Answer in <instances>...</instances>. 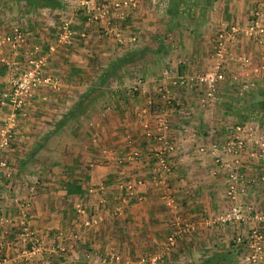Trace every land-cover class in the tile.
<instances>
[{"label":"crops","instance_id":"obj_1","mask_svg":"<svg viewBox=\"0 0 264 264\" xmlns=\"http://www.w3.org/2000/svg\"><path fill=\"white\" fill-rule=\"evenodd\" d=\"M8 1L18 9L14 22L53 54L51 68L69 95L37 94L28 114L17 121V157L25 154L23 137L32 134H36L33 149L46 151L47 156L24 155L21 175L14 179L18 196L25 198L20 200L30 205V232H21L17 221L28 222L22 215L28 212L18 203L10 206L8 198L3 202L9 205L0 206V264L48 263L42 253L57 259L58 250L64 259L75 257L79 264H215L218 260L230 264L235 250L232 236L242 231L247 237L254 221L249 219L241 227L218 222L229 204L228 173L209 149L217 145L225 150L245 139V130L240 124L233 128L219 124L216 108L154 112L148 106L150 97L133 94L132 88L150 90L156 83L135 78L132 84V74L150 73L149 66L159 60L170 66L176 62L182 66L181 61L213 68L223 58L218 54L223 39L226 64L234 62L228 59V47L235 38H246L249 58H258L254 40V45L249 44L247 25L255 17L264 25V0H89L84 6L83 0ZM104 2L108 9L99 16ZM61 21L69 23L72 44L58 41ZM139 53L151 56L144 62L132 58ZM106 54L120 55L111 61L110 70L100 66ZM107 72L110 78L103 75ZM46 80L43 85L52 86ZM97 86L104 91L74 110L81 97ZM69 87L77 88L75 94ZM178 100L189 107L195 104L180 93ZM65 103L68 108L59 112ZM44 125L51 130L43 132ZM202 145L207 151L201 152ZM163 151L170 153L171 170L160 176L157 153ZM224 156L242 164L245 191L239 199L252 204L255 212H264V155L247 143L232 154L225 150ZM36 166H49L45 179L37 182L34 174H26L30 181H25L24 172L32 173ZM188 222L197 226L191 235L183 231ZM258 228L264 232L263 221ZM178 230L181 234L170 242V234ZM9 239L19 249L30 245L13 253ZM35 241L40 246L32 250ZM114 253L121 255L120 262L113 261Z\"/></svg>","mask_w":264,"mask_h":264},{"label":"rangeland","instance_id":"obj_2","mask_svg":"<svg viewBox=\"0 0 264 264\" xmlns=\"http://www.w3.org/2000/svg\"><path fill=\"white\" fill-rule=\"evenodd\" d=\"M10 5H12V2H9L8 0H0V195L1 194L6 195V197L0 196V206L2 207L8 206L9 204H4L3 200L10 198L11 200L10 206H13L14 204L18 203L17 205H20L21 207H23L22 204L25 205L27 204L28 207H30L28 201L26 203L25 200H20L25 198L20 195L18 196L17 189L14 188V179H16L17 176L21 175V171L19 169L21 167L20 164L24 165V162H22L24 161L23 160V158L25 157L24 155L31 156V153H33L32 154L33 156L39 154L37 156L41 155L43 157V156H47V152L46 151L41 152L38 151L37 149L36 150L33 149L34 147L33 141L34 140L36 141V136H35L36 134H32L30 137H28V139L23 137L25 142H23L24 147L22 148V151L25 154H23L22 157L20 158L17 157V154L19 152L16 154L15 146H17L18 138H20L18 134L15 133V129L18 125L17 121L20 120L21 116H25L27 110L30 108L32 98L35 95L37 94L52 95V96L55 95L56 97L59 96V98H61L64 96L68 97L69 94L68 91L63 89V86L60 84L61 77L59 76L58 72L53 71L51 68L50 62L53 59V54L51 56L50 53L45 52L47 48L41 42L39 43L34 38L27 37L28 35H26L25 33L26 29H23L19 23L14 22L16 21L15 20L16 11L18 10L15 9L16 5L14 6H10ZM256 19H257L256 17L250 19L251 23L247 25V30L250 31L248 33V36L251 37L249 40L252 41V42L249 41V44L254 45L255 42V45H257L258 47L260 53V55H258V58L257 56L256 59H254L253 57L249 58V52L247 53V51L245 50L246 43L248 41L246 38H239L240 40L235 38V40L230 41L228 47V50H230L228 53V57H229L228 59L234 61L233 63L230 64L225 63L224 55L226 54L227 51L226 46L223 49V54H222L223 58L219 59V61L217 60L213 68L210 66H206L208 68L202 69V68H196V66L195 67H192L190 65L186 66V64H180L181 61L179 62V65L182 66L178 67L177 62L175 66H170V64L167 63L165 60L162 62L159 60L156 61L157 62L156 64L149 66L150 73L146 74L142 70H136L135 73L132 74V81H133L132 84H134L135 78H138L139 82L141 78L143 82H145V80L149 81L150 83L155 82L156 83L155 86L150 87V90L147 89L145 90L144 87L138 88V90H136V88L135 89L132 88V93L137 95L139 94L144 95L145 93L146 95L144 96L147 99L148 97H150V99H148V106H150V109H152L154 112L156 111L158 113L164 109L173 110V111H178V110L180 111L181 109L186 111L187 110L191 111L192 109H195L203 112V111L214 110L216 108L219 114V119H218L219 124L223 126L228 125L229 127L231 125L232 128L240 124L242 128L245 130L244 132L245 139L243 138L242 140H245L246 142L250 143L251 147L253 148V151L256 154L263 153L264 155V152L261 149L259 150L254 149L259 146H257V144L253 142L254 139L258 138L257 136L262 134V129H264V60L262 62L259 61L262 58L264 59V36H263L264 30L263 31L260 30L261 27L264 29V25L258 19L260 21V27L258 28L255 27L254 30H251V26L254 25V21ZM64 23L65 22L60 24V27L59 26L57 27V29H59L60 32L63 29L62 26ZM242 24L243 22L239 23L241 27H244L245 24L243 25ZM16 27H19L20 31L25 35V37H23V40H20L19 38L15 37L16 29H17ZM59 33H57L56 35L57 37L59 36ZM257 33L259 35L257 38H255L254 36L257 35ZM53 36L55 37L54 34ZM221 41L224 42L225 39L220 40V43ZM140 43H142V41ZM242 46H244L243 49ZM121 55L125 57L124 54ZM150 56L145 54L142 55L139 53L136 55H132V58L135 57L134 59H138V61L144 62V59L146 60ZM114 57L118 58L120 57V55L106 54L103 58H100L99 61L101 63L100 66L104 69L109 68V66L111 65V61L114 60ZM234 57L236 59H234ZM246 58L249 59L248 62L245 61ZM217 66H219V71L222 73V78L221 80H219L218 84L216 85L214 96H208L209 89L207 85L203 83H198L196 79L200 76L208 75L211 71L216 69ZM25 72L32 74V78L33 80L35 79L34 83L36 84H31L30 87H27L23 91H17L16 81ZM103 75H105V73ZM251 75H253V78ZM108 77L110 78L111 75H108ZM192 77H194L193 80ZM45 79H48L46 81L51 83L52 86L43 85V83H46L44 82ZM166 80L169 82H166ZM69 89H72V91H74V89L77 88L69 87ZM106 89L109 92V88ZM149 92L150 95H147V93ZM72 93L75 94V91ZM179 93L182 94L183 96L188 97L189 99H193L195 104L192 107H189L184 102L179 101L178 100ZM83 94L84 93H82L81 96ZM67 108H68V104L66 103L65 105H60V107H58L59 112H63ZM55 120L57 121L58 118H55ZM206 124L207 123H205V125ZM49 128L50 125L43 127V132H49L51 130ZM204 147L205 150L207 151L206 146ZM221 153L223 155V159L225 162H231L232 164L235 163L236 158L231 159V156L225 158L224 156L225 150H221ZM157 154L159 161L161 158H164L166 163L168 164L167 158L170 156V153H165V151H163ZM168 166L170 167L171 170V165L168 164ZM222 166L226 170L225 165L222 164ZM237 166L239 167L240 165ZM45 167L40 168L39 166L38 167L36 166L33 167L34 170L32 173L31 172L29 173L28 171L26 173L24 172V176L26 178L25 181H30L29 180L30 176H26V174L31 176H33L34 174L35 177H33V179L37 182L38 181L41 182V180H44L45 176L43 175L46 174L48 169H50L49 166H47L46 168ZM241 167L242 164L238 169L242 173ZM25 169L29 170V168L27 167H25ZM226 172L228 173L227 170ZM157 173L158 174L161 173L160 176L166 175V173L163 171V168L161 166L157 171ZM32 184H35V182H33ZM38 184L40 185V187H42L40 183ZM39 185L37 190H40ZM15 197L17 198V200ZM127 197L128 196L126 195L124 198ZM226 198L229 203L227 210H229L230 207L232 206V200L229 198L227 194V187H226ZM236 201L237 203L242 205H248V204L252 205L250 203H247L239 199V193ZM27 212L28 214L22 213V215L24 216V219L26 218L28 221V219L31 217V214H29V209L27 210ZM254 213L255 211L253 210V213L250 216H253ZM17 222L23 229L21 232L24 233L30 232L29 229L32 226L29 224V221L25 222V224H20L19 221ZM245 222L247 221H243L241 222L242 224L237 223L235 225H240L241 227V225L245 224ZM238 232L243 234L242 231H238ZM191 234L188 233V235ZM243 235L245 236V234ZM75 238L76 237H74V239ZM67 241L69 242V238L67 239ZM14 242L15 240L12 241L9 239V243L12 246L10 249L13 248L12 249L13 253H18L17 250L20 251V249L22 250L28 249L29 247L28 245H30L27 244L26 248L21 247L19 249L17 248V246L15 245L13 246ZM34 245L40 246L39 243L36 241L35 244H33V246ZM247 245L248 242L247 240H245V245H244L245 247L243 249H246ZM38 248L39 247H37V249ZM234 249L236 251L234 250L232 252L233 255H232L231 264L232 263L242 264L239 256L240 251L236 255V252L238 250L235 247ZM4 251H6V249H4ZM59 251L60 250L56 252L57 253L56 255L58 256L56 257L57 259L55 258L47 259V255L45 253H42L40 257H43L45 261L47 260L49 262L41 263L40 260L38 264H79V262H76L75 257H71L70 259L66 257L64 259L63 256L60 255ZM70 253L72 252L70 251ZM65 256H67V254H65ZM95 263L96 262H92L91 264H95Z\"/></svg>","mask_w":264,"mask_h":264},{"label":"built area","instance_id":"obj_3","mask_svg":"<svg viewBox=\"0 0 264 264\" xmlns=\"http://www.w3.org/2000/svg\"><path fill=\"white\" fill-rule=\"evenodd\" d=\"M88 4L89 0H83V6ZM99 9L100 13L98 15L103 16L106 13L108 7L104 2ZM68 25V22L63 24V29L59 33L58 41H62L67 44H72L73 39ZM255 27H260V21L258 19L254 21V25L251 26V30H254ZM16 28L17 29L15 37L19 38L20 40H23V37H25V35L20 31L19 27ZM260 30L263 31L264 29L261 27ZM224 48L225 44L221 41L218 49V54L220 56H222ZM245 61L248 62L249 59L246 58ZM221 78L222 73L219 71V66H217L216 69L211 71L208 75L200 76L196 79V81L198 83H203L207 85L209 89L208 96H214L216 85L218 84L219 80H221ZM193 79L194 77H192V80ZM34 80L32 78V74H29L28 72L23 73L16 81V90L23 91L27 87H30L31 84H36L34 83ZM257 137L258 138L254 139L253 142L257 144V146H259L260 149L264 152V129H262V134ZM247 143L248 142H246L245 140L240 139L237 142H233V145H229L225 150L232 154L238 148L245 147ZM200 150L204 151L205 147L202 146ZM211 153L216 157L218 161H222V163L225 165L226 170L229 173L227 180V194L232 200V206L229 210L226 211V213H223L218 217V222L221 223L222 226H239L235 224L241 223L243 221H248L251 218V220L254 221L252 232H250L247 237L238 232L232 236L231 240L233 242V247L237 248L238 252L240 251L239 256L242 264H264V232L258 228V222L263 221L264 223V212L257 211L253 214V216H250L253 213L252 205H242L237 203L236 201L238 193L245 191V188H242L244 175L238 169L241 166L240 160L236 159L235 163L233 164L231 162H225L221 153V148L217 145L212 146ZM260 155H263V153H260ZM237 165L240 166L238 167ZM160 166L163 168V171L165 173L170 171V167L168 166L164 158L160 159ZM261 184L264 187V174L261 177ZM22 206L23 210L27 212V210L29 209L28 205L22 204ZM196 227L197 226L195 223H187L183 231H185L186 233H191L196 230ZM181 232L182 231L180 230L174 231L172 234H170L168 240L170 242L174 241L178 237V235L181 234ZM245 240H247L248 245L246 249H243L241 247L245 245ZM37 247L38 246L36 245L32 246L33 250H36ZM112 259L116 263L122 260L121 255L119 253H114L112 255Z\"/></svg>","mask_w":264,"mask_h":264},{"label":"trees","instance_id":"obj_4","mask_svg":"<svg viewBox=\"0 0 264 264\" xmlns=\"http://www.w3.org/2000/svg\"><path fill=\"white\" fill-rule=\"evenodd\" d=\"M43 2H45V1H43ZM124 60L126 59V58H123ZM109 70H110V68H109ZM108 70V71H109ZM110 73V72H109ZM109 73L107 72V73H105V77H106V74H107V76L109 75ZM103 89H101L99 86H97V87H93L92 88V90L91 91H89V92H87V93H85L83 96H84V99H85V97H87V99L85 100V102H83V98L81 97V102L80 103H78L77 105H76V107H75V109L74 110H77V109H80L81 108V106L82 105H85V103L89 100V99H91L92 97H94L95 95H96V93L97 92H101ZM104 91V90H103ZM104 93V92H103ZM79 105H80V107H79ZM152 107V106H151ZM213 261V260H212ZM216 261V260H215ZM231 262V261H230ZM210 264H213V262H210ZM215 264H222V261H220V260H218ZM231 264V263H230ZM233 264V263H232Z\"/></svg>","mask_w":264,"mask_h":264}]
</instances>
